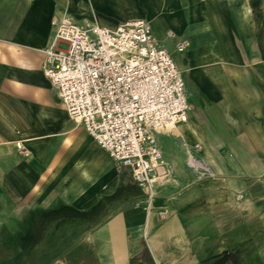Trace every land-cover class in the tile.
Masks as SVG:
<instances>
[{
  "label": "crops",
  "instance_id": "0c3cea01",
  "mask_svg": "<svg viewBox=\"0 0 264 264\" xmlns=\"http://www.w3.org/2000/svg\"><path fill=\"white\" fill-rule=\"evenodd\" d=\"M64 17L145 20L182 73L149 208L43 74ZM0 264H264V0H0Z\"/></svg>",
  "mask_w": 264,
  "mask_h": 264
},
{
  "label": "built area",
  "instance_id": "2783aa9c",
  "mask_svg": "<svg viewBox=\"0 0 264 264\" xmlns=\"http://www.w3.org/2000/svg\"><path fill=\"white\" fill-rule=\"evenodd\" d=\"M51 24L55 33L43 50V74L69 117L83 126L119 170L130 169L132 180L145 190L149 208L164 165L156 134L188 118L180 69L145 20L114 28L66 17L53 18ZM187 46V40L175 43L178 51ZM16 146L28 156L22 145ZM189 165L199 177L211 175L193 157Z\"/></svg>",
  "mask_w": 264,
  "mask_h": 264
}]
</instances>
